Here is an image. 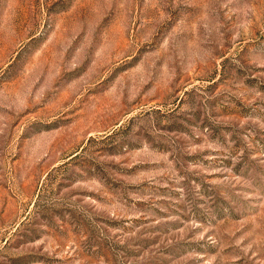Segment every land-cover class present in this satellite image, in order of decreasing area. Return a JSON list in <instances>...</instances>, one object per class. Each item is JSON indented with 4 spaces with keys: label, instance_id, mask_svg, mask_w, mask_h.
Segmentation results:
<instances>
[{
    "label": "rangeland",
    "instance_id": "obj_1",
    "mask_svg": "<svg viewBox=\"0 0 264 264\" xmlns=\"http://www.w3.org/2000/svg\"><path fill=\"white\" fill-rule=\"evenodd\" d=\"M0 264H264V0H0Z\"/></svg>",
    "mask_w": 264,
    "mask_h": 264
}]
</instances>
